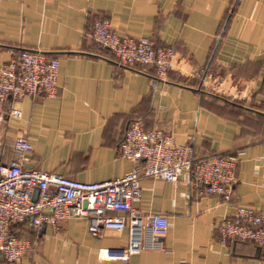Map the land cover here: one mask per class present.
Segmentation results:
<instances>
[{
  "label": "crops",
  "instance_id": "0c3cea01",
  "mask_svg": "<svg viewBox=\"0 0 264 264\" xmlns=\"http://www.w3.org/2000/svg\"><path fill=\"white\" fill-rule=\"evenodd\" d=\"M106 16L111 31L174 49L164 81L148 65L123 68L89 37ZM39 52L57 62L54 96L7 99L18 116L0 123V163L24 137L25 168L97 181L132 166L117 150L125 126L160 129L192 156L235 159L227 200L190 184L140 176L141 214L166 216V231L123 261L100 258V247L122 248L127 230L91 236L83 217L51 225L12 223L28 242L17 262L0 264H264L248 240H219L217 224L232 206L264 210V0H0V63L8 49ZM207 67V71L203 68ZM216 82V84H215Z\"/></svg>",
  "mask_w": 264,
  "mask_h": 264
},
{
  "label": "built area",
  "instance_id": "2783aa9c",
  "mask_svg": "<svg viewBox=\"0 0 264 264\" xmlns=\"http://www.w3.org/2000/svg\"><path fill=\"white\" fill-rule=\"evenodd\" d=\"M90 38L107 50L120 67L148 65L159 81L165 80L175 56L173 48L156 45L147 38L117 35L111 31L106 16L93 20ZM7 53L8 59L0 63V123L6 116H18L14 108L4 110L7 99L52 97L56 91L55 59L28 50L8 49ZM117 150L132 162L129 169L110 179L82 181L55 171L23 167L22 157L31 152V145L24 137H15L11 144L13 157L6 164L0 163V258L17 262L28 248L27 240L9 230L10 222L22 220L34 227H55L64 218L83 217L91 236L125 228L126 245L100 247V258L125 261L142 248L158 247L152 238L165 233L167 219L161 213L141 214L133 206L140 197V176L175 182L182 171H187L190 184L202 192L217 194L223 200L231 194L235 181L232 156L210 153L194 157L189 145L173 143L170 134L157 128L144 131L137 121L125 126ZM217 228L220 241L248 240L257 245L264 263V210L235 204L228 217L219 219Z\"/></svg>",
  "mask_w": 264,
  "mask_h": 264
},
{
  "label": "trees",
  "instance_id": "16d2710c",
  "mask_svg": "<svg viewBox=\"0 0 264 264\" xmlns=\"http://www.w3.org/2000/svg\"><path fill=\"white\" fill-rule=\"evenodd\" d=\"M100 18V17H99ZM91 32V31H90ZM89 37H90V33H89ZM91 39V38H90ZM92 41V40H91ZM93 42V41H92ZM94 43V42H93ZM15 52H19L20 50H23V49H16V48H12ZM133 66H138V65H133ZM205 71H207V67H204L203 68ZM152 74H153V72H152ZM131 122V121H130ZM16 222H20V221H12V222H10V224H9V230H10V227H11V225H12V223H16ZM10 232H11V230H10ZM12 234H14V233H12ZM15 235V234H14ZM4 260V259H3Z\"/></svg>",
  "mask_w": 264,
  "mask_h": 264
},
{
  "label": "water",
  "instance_id": "95a60500",
  "mask_svg": "<svg viewBox=\"0 0 264 264\" xmlns=\"http://www.w3.org/2000/svg\"><path fill=\"white\" fill-rule=\"evenodd\" d=\"M34 195H35V191H34ZM34 199V198H33Z\"/></svg>",
  "mask_w": 264,
  "mask_h": 264
}]
</instances>
